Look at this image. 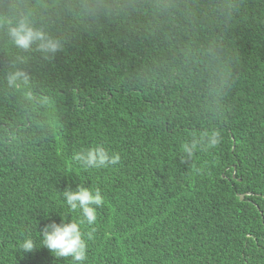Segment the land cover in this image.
Here are the masks:
<instances>
[{"label": "trees", "instance_id": "16d2710c", "mask_svg": "<svg viewBox=\"0 0 264 264\" xmlns=\"http://www.w3.org/2000/svg\"><path fill=\"white\" fill-rule=\"evenodd\" d=\"M234 78L221 113L177 77L137 83L131 74L175 45L157 36L136 47L116 33L87 35L40 73L54 104L49 129L0 148V264H73L19 243L63 216L62 191L99 187L85 264H264V25L249 17L226 35ZM9 105L0 100V114ZM218 128L221 143L182 163L190 133ZM103 144L121 161L85 169L73 152ZM241 196L244 197L241 200Z\"/></svg>", "mask_w": 264, "mask_h": 264}, {"label": "clouds", "instance_id": "9594fccd", "mask_svg": "<svg viewBox=\"0 0 264 264\" xmlns=\"http://www.w3.org/2000/svg\"><path fill=\"white\" fill-rule=\"evenodd\" d=\"M249 17L264 25V0H0V100L9 105L7 115L0 114V148H16L33 131L49 129L46 114L54 100L40 73L85 35L114 32L132 47L157 36L175 41L170 58L152 59L131 78L141 84L185 80L202 97L200 113L211 122L234 78L226 35ZM221 139V131L211 126L190 133L180 146L182 163L198 150L215 149ZM72 159L85 169H101L119 164L121 156L95 144L73 152ZM62 196L82 218L61 216L60 223H47L38 239L26 235L19 248L30 253L43 247L56 258L85 264L95 229L85 232L81 226L97 223L104 196L99 187L83 183Z\"/></svg>", "mask_w": 264, "mask_h": 264}, {"label": "water", "instance_id": "95a60500", "mask_svg": "<svg viewBox=\"0 0 264 264\" xmlns=\"http://www.w3.org/2000/svg\"><path fill=\"white\" fill-rule=\"evenodd\" d=\"M240 198H241V200H243V199H244V197H243V196H241Z\"/></svg>", "mask_w": 264, "mask_h": 264}]
</instances>
